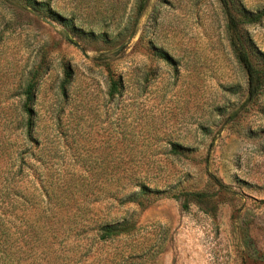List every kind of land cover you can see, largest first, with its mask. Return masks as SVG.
Listing matches in <instances>:
<instances>
[{"label": "rangeland", "instance_id": "1", "mask_svg": "<svg viewBox=\"0 0 264 264\" xmlns=\"http://www.w3.org/2000/svg\"><path fill=\"white\" fill-rule=\"evenodd\" d=\"M247 11L264 0H0V264H264Z\"/></svg>", "mask_w": 264, "mask_h": 264}, {"label": "trees", "instance_id": "2", "mask_svg": "<svg viewBox=\"0 0 264 264\" xmlns=\"http://www.w3.org/2000/svg\"><path fill=\"white\" fill-rule=\"evenodd\" d=\"M264 20V11L258 12L256 14L252 12H246L244 16H242L241 21H243V24L252 25V24H258L261 23ZM238 59L240 63L245 67L247 73H248V87H249V97L251 99L256 98L259 96L264 88V64L261 67L255 66L251 60L249 59V56L245 51H240L237 53ZM165 57V56H164ZM167 59V58H166ZM119 83L113 84V91L118 92ZM174 151L176 150V147H174ZM142 194L143 193H149L150 190L143 186L142 188ZM130 228L128 226H125L124 224H107V225H101L98 229L99 239L100 241H111L122 234H125L129 232Z\"/></svg>", "mask_w": 264, "mask_h": 264}]
</instances>
